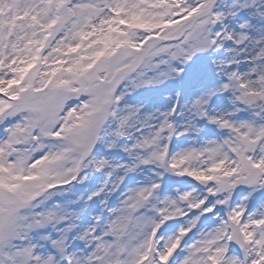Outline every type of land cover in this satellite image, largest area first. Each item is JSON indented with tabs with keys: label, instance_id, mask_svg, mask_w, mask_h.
I'll use <instances>...</instances> for the list:
<instances>
[{
	"label": "snow or ice",
	"instance_id": "6c2138e0",
	"mask_svg": "<svg viewBox=\"0 0 264 264\" xmlns=\"http://www.w3.org/2000/svg\"><path fill=\"white\" fill-rule=\"evenodd\" d=\"M0 264H264V0H0Z\"/></svg>",
	"mask_w": 264,
	"mask_h": 264
}]
</instances>
